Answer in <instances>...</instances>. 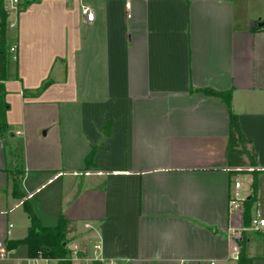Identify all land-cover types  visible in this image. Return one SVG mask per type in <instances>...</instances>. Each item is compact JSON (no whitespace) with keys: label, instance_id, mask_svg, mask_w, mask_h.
Listing matches in <instances>:
<instances>
[{"label":"crops","instance_id":"0c3cea01","mask_svg":"<svg viewBox=\"0 0 264 264\" xmlns=\"http://www.w3.org/2000/svg\"><path fill=\"white\" fill-rule=\"evenodd\" d=\"M23 1L3 81V248L27 235V200L43 226L73 220L72 245L90 252L101 242L107 258L239 264L236 239L250 225L244 202L231 210L230 197L240 174L252 177L227 155V105L197 89L232 92L262 171L251 218L264 216L263 2ZM15 171L21 199L12 194ZM251 194L250 183L244 199ZM246 233L252 264H264V231ZM0 264H31L27 246L6 249Z\"/></svg>","mask_w":264,"mask_h":264},{"label":"trees","instance_id":"16d2710c","mask_svg":"<svg viewBox=\"0 0 264 264\" xmlns=\"http://www.w3.org/2000/svg\"><path fill=\"white\" fill-rule=\"evenodd\" d=\"M23 3L24 1L22 2V6ZM11 28L13 27L10 26V14L4 9L3 1L0 0V127L2 130L7 129L5 114L8 108V103L5 101L6 91L3 81L6 78L7 56L11 49L10 42L11 40H16L15 37H11L9 35ZM14 28H16V26ZM48 84L49 81H46L42 87L36 91V93L41 92L42 89H44ZM197 90L209 96L220 98L225 102L229 109L231 134L227 155L231 162L234 165L242 167H255L258 164V155L254 149L252 140L248 138L241 130L237 114H235L231 109L232 92L230 90L217 91L212 88H201ZM85 163L87 168H93L95 166L93 161V151L87 156ZM235 172L248 173L252 177V194L249 198L244 200V220L246 226H248L250 225L252 219V207L257 200L258 178L262 171L259 169H240ZM21 174V171L13 172L12 194L14 197L19 199L24 197V193L20 188ZM23 208L30 219L28 233L23 239L7 240L6 249L11 250L19 247L20 245H26L30 257L37 256L39 252H41L43 257L57 260V264H72L73 262L69 260V243L71 241L70 235L76 229L75 222L65 218L64 216H61L57 225L43 226L31 204L27 200L23 201ZM236 242L239 247L238 263L252 264L253 258L249 257L246 252L247 233L245 230L241 232V235L236 239Z\"/></svg>","mask_w":264,"mask_h":264},{"label":"built area","instance_id":"2783aa9c","mask_svg":"<svg viewBox=\"0 0 264 264\" xmlns=\"http://www.w3.org/2000/svg\"><path fill=\"white\" fill-rule=\"evenodd\" d=\"M4 9L10 14V26H16L17 16L22 8L23 0H2ZM82 14L88 21L94 20V13L89 7H83L81 10ZM242 182L238 179L234 183V193L230 197V209L233 210L236 206L242 205L244 198L241 197L240 189ZM245 231H264V216L257 213L251 219L249 227L243 228ZM6 249L0 244V256L4 257ZM69 260L72 262H79L82 264H132V260L129 258H107L102 253L101 242H94L91 244V251L88 252L86 248L80 244H73L70 247ZM40 260L50 261L51 258H45L39 252L38 256L30 259L31 264H38Z\"/></svg>","mask_w":264,"mask_h":264},{"label":"rangeland","instance_id":"374dc122","mask_svg":"<svg viewBox=\"0 0 264 264\" xmlns=\"http://www.w3.org/2000/svg\"><path fill=\"white\" fill-rule=\"evenodd\" d=\"M256 1H258V0H256ZM260 1V0H259ZM262 2H263V5H264V0H261ZM264 20V19H263ZM246 170H252V169H256V166L254 167V166H248V167H246L245 168ZM247 175V174H246ZM245 174H240L239 176H238V179L242 182V185H243V188H242V190H240V193H241V197L242 198H245L246 197V194L250 191V177H249V175H247L246 176ZM251 236H254L253 234H251ZM74 244V243H73ZM72 245V243L70 242V244H69V248H70V246ZM38 256V255H37ZM37 256H33V257H30L29 256V258L30 259H32V258H35V257H37ZM51 264H56L55 262H51ZM74 264H77V263H74Z\"/></svg>","mask_w":264,"mask_h":264},{"label":"water","instance_id":"95a60500","mask_svg":"<svg viewBox=\"0 0 264 264\" xmlns=\"http://www.w3.org/2000/svg\"><path fill=\"white\" fill-rule=\"evenodd\" d=\"M257 25H258L259 27L264 28V20H260V21H258ZM235 256L237 257V254H236Z\"/></svg>","mask_w":264,"mask_h":264}]
</instances>
